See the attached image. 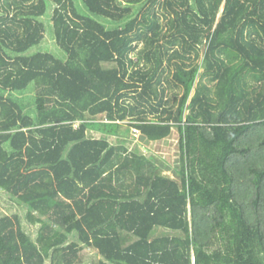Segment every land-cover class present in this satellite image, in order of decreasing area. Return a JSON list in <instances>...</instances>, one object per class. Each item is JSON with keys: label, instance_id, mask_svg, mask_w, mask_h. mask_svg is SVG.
Wrapping results in <instances>:
<instances>
[{"label": "trees", "instance_id": "16d2710c", "mask_svg": "<svg viewBox=\"0 0 264 264\" xmlns=\"http://www.w3.org/2000/svg\"><path fill=\"white\" fill-rule=\"evenodd\" d=\"M2 195L0 264H264V0H0Z\"/></svg>", "mask_w": 264, "mask_h": 264}, {"label": "rangeland", "instance_id": "374dc122", "mask_svg": "<svg viewBox=\"0 0 264 264\" xmlns=\"http://www.w3.org/2000/svg\"><path fill=\"white\" fill-rule=\"evenodd\" d=\"M146 6H148V5H146ZM152 6H153V9H155V10H157L159 8L157 2L154 3ZM157 11L160 12V10H157ZM51 42H53V41L52 40H48V43L46 45H44V49L46 48V49L52 50L53 46H52ZM139 46H140V44H139ZM132 58L135 60L136 59V55H133ZM205 81L209 82L208 78H205ZM128 123H129L128 120L122 121L121 122V128L122 129L128 128V126H129ZM133 128L134 127H130L129 128L130 129L129 133L130 132L132 133V131L134 130ZM135 133H136L135 141H132V142L139 143L140 146L142 145L143 147L146 146L147 143H149L147 146L150 149H152V152H153V154L156 157L161 158V160H164L166 163H168V165L173 166V167H174V165L178 164V162H177V160H178V156H177V153H178V149H177L178 139H177L176 136L166 137V138H163L162 140L154 141V142L151 143V142H147V141L142 140L141 137L139 136L140 133H138V132H135ZM131 139L132 138L130 137L129 140H131ZM144 148H142V149H144ZM144 151H146V149H144ZM170 169L169 168H164L163 169V173L166 174V175L173 176V173H172V171ZM3 198L6 199L5 196H3V195L0 196V208H1L2 212L9 213L10 211L16 210V209L11 208L8 205L4 204L3 203ZM9 208L11 210H9Z\"/></svg>", "mask_w": 264, "mask_h": 264}, {"label": "crops", "instance_id": "0c3cea01", "mask_svg": "<svg viewBox=\"0 0 264 264\" xmlns=\"http://www.w3.org/2000/svg\"><path fill=\"white\" fill-rule=\"evenodd\" d=\"M201 52H203V50L201 51ZM195 68H198V71L200 72V74L202 75V70H201V68H200V59L198 60V62H197V65H195ZM199 74V77H201V75ZM205 78H207L206 76L204 77L203 76V82L206 84V85H208L209 87L210 86H212L213 84H214V82H212V81H209V82H206L205 81ZM192 93H193V91H192ZM192 95V94H191ZM191 97V96H190ZM141 148H144L142 145L140 146ZM144 149H146V148H144ZM151 151H152V149H151Z\"/></svg>", "mask_w": 264, "mask_h": 264}, {"label": "built area", "instance_id": "2783aa9c", "mask_svg": "<svg viewBox=\"0 0 264 264\" xmlns=\"http://www.w3.org/2000/svg\"><path fill=\"white\" fill-rule=\"evenodd\" d=\"M134 130L132 131V132H138L139 133V130L138 129H136V128H133ZM136 134V133H135Z\"/></svg>", "mask_w": 264, "mask_h": 264}]
</instances>
